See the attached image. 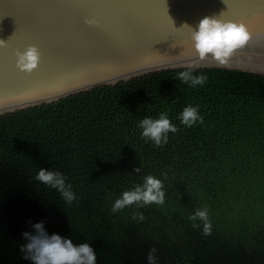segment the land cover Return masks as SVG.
Segmentation results:
<instances>
[{"label":"trees","instance_id":"1","mask_svg":"<svg viewBox=\"0 0 264 264\" xmlns=\"http://www.w3.org/2000/svg\"><path fill=\"white\" fill-rule=\"evenodd\" d=\"M185 70L153 71L0 115V264H34L21 246L37 223L49 236L89 244L97 264H148L155 244L171 253L156 254L157 264H264V75L195 67L208 80L193 88L177 79ZM188 105L199 108L202 124H181ZM161 112L178 131L157 147L141 139L138 124ZM41 168L67 177L71 205L33 179ZM147 175L162 180L164 205L112 213L115 200ZM204 207L210 236L188 219ZM137 212L144 221L133 220Z\"/></svg>","mask_w":264,"mask_h":264},{"label":"water","instance_id":"2","mask_svg":"<svg viewBox=\"0 0 264 264\" xmlns=\"http://www.w3.org/2000/svg\"><path fill=\"white\" fill-rule=\"evenodd\" d=\"M205 17L242 22L252 36L228 66L199 61L191 46L187 26ZM0 40L4 115L190 63L264 75V0H0ZM29 46L41 53L31 74L17 67Z\"/></svg>","mask_w":264,"mask_h":264},{"label":"clouds","instance_id":"3","mask_svg":"<svg viewBox=\"0 0 264 264\" xmlns=\"http://www.w3.org/2000/svg\"><path fill=\"white\" fill-rule=\"evenodd\" d=\"M89 26L95 25L94 19L87 20ZM187 26V25H185ZM191 31V46L198 55L199 61L214 62L219 66H228L236 52L244 49L251 41L252 36L244 23L225 22L218 18L205 17L200 20L197 29L187 26ZM7 44L0 40V47ZM17 67L24 72L31 74L39 66L41 53L36 46H29L23 52H17ZM194 64H188L185 71L177 75V79L190 87L203 86L208 77L204 74L194 75ZM178 119L186 127H193L203 123L199 108L188 105L183 109ZM138 127L141 131V139L152 141L155 146L161 147L168 143V134L176 133L178 128L170 121L166 112H161L156 119L146 117L142 119ZM141 168H136L139 173ZM166 176V174H164ZM36 182L42 183L60 192L62 198L71 205L76 200L72 186L66 184V179L59 171H48L40 169L33 177ZM163 182L152 175L143 178V183L134 186L132 190L124 191L120 198H117L112 205V213L123 211L132 205L145 207L152 204L163 206L165 203V191ZM133 220L144 221L143 213L133 214ZM188 219L192 222L193 228H200L202 234H212V224L209 218L208 208L197 209ZM199 221L200 223H197ZM36 235L28 232L23 236L29 241L27 245L21 246L25 253V259H30L34 264H97V257L93 248L82 243L75 246L71 239H64L58 234L49 236L45 231L43 223L32 225ZM157 249L152 248L147 255L148 264H157Z\"/></svg>","mask_w":264,"mask_h":264},{"label":"rangeland","instance_id":"4","mask_svg":"<svg viewBox=\"0 0 264 264\" xmlns=\"http://www.w3.org/2000/svg\"><path fill=\"white\" fill-rule=\"evenodd\" d=\"M153 247L157 249V253L156 254L157 255H161L163 258L164 257L168 258L171 255V253L169 252V249L164 247L161 244H155ZM170 247L173 249V251H175L176 249H180L183 254H186L185 251L182 248H180V247L174 248L173 244H171ZM238 248L242 249V245H240ZM243 252L247 253L245 249L243 250Z\"/></svg>","mask_w":264,"mask_h":264}]
</instances>
